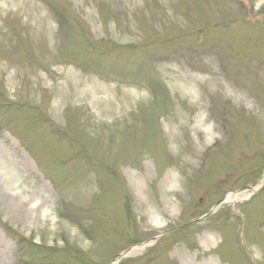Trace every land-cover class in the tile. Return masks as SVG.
I'll use <instances>...</instances> for the list:
<instances>
[{
	"label": "rangeland",
	"instance_id": "1",
	"mask_svg": "<svg viewBox=\"0 0 264 264\" xmlns=\"http://www.w3.org/2000/svg\"><path fill=\"white\" fill-rule=\"evenodd\" d=\"M263 182L264 0H0V264H264Z\"/></svg>",
	"mask_w": 264,
	"mask_h": 264
},
{
	"label": "water",
	"instance_id": "2",
	"mask_svg": "<svg viewBox=\"0 0 264 264\" xmlns=\"http://www.w3.org/2000/svg\"><path fill=\"white\" fill-rule=\"evenodd\" d=\"M223 202H225V199H223V200H221L220 202H218L217 205H216L215 207L219 206V205H220L221 203H223ZM212 212H213V211H212ZM212 212H210L209 214H211ZM209 214H208V215H209Z\"/></svg>",
	"mask_w": 264,
	"mask_h": 264
},
{
	"label": "bare ground",
	"instance_id": "3",
	"mask_svg": "<svg viewBox=\"0 0 264 264\" xmlns=\"http://www.w3.org/2000/svg\"><path fill=\"white\" fill-rule=\"evenodd\" d=\"M138 250H139L138 248H133V249L130 250L129 253H131V252H132V253H133V252H137Z\"/></svg>",
	"mask_w": 264,
	"mask_h": 264
}]
</instances>
